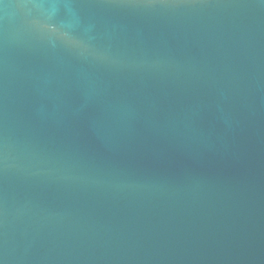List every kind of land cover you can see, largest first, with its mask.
<instances>
[{
    "label": "water",
    "instance_id": "water-1",
    "mask_svg": "<svg viewBox=\"0 0 264 264\" xmlns=\"http://www.w3.org/2000/svg\"><path fill=\"white\" fill-rule=\"evenodd\" d=\"M0 264H264V0H0Z\"/></svg>",
    "mask_w": 264,
    "mask_h": 264
}]
</instances>
